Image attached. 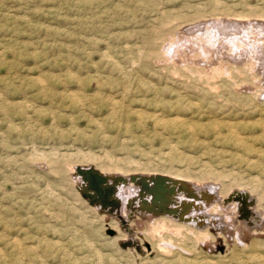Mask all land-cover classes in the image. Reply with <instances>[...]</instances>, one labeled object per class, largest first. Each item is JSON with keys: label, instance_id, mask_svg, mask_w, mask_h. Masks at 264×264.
Here are the masks:
<instances>
[{"label": "rangeland", "instance_id": "374dc122", "mask_svg": "<svg viewBox=\"0 0 264 264\" xmlns=\"http://www.w3.org/2000/svg\"><path fill=\"white\" fill-rule=\"evenodd\" d=\"M256 22L264 0H0V264H177L178 251L145 247L158 242L148 214L125 220L77 194L75 167L116 158L126 174L210 169L205 183L227 190L218 175L238 174L257 233L221 230L225 243L181 258L264 264V69L186 30ZM134 238L142 253L118 246Z\"/></svg>", "mask_w": 264, "mask_h": 264}, {"label": "bare ground", "instance_id": "6f19581e", "mask_svg": "<svg viewBox=\"0 0 264 264\" xmlns=\"http://www.w3.org/2000/svg\"><path fill=\"white\" fill-rule=\"evenodd\" d=\"M239 17H243V16H239ZM233 22H235V21H233ZM236 22H238V21H236ZM219 25L220 26H218L217 24L216 25L214 24V27L212 25V27H205V28H199V29H195L196 27H194V29H195L194 31L192 30V26L187 28L186 30L190 32V37L192 36L195 40V41H193V39H190L187 42V44H189V42L193 41L194 43L196 42L197 44L200 43V44L210 46L216 42H220V40H222V41L227 40V44H230V45H232V47H234V50L229 51L230 55L233 56V58H240L241 56H243L241 51L245 50L246 52L249 53L248 55H250V59H252V58L257 59L260 62L258 64H262L263 69H264V58H263L264 57V24L262 25V24L256 22L255 27L254 26H248V27L247 26L246 27L240 26L239 23L238 24H236V23L232 24L231 23V24L224 25V26L223 25L221 26V24H219ZM241 33H243L242 34L243 36L240 35ZM250 35H254L257 38L253 37L250 40L249 39ZM245 40H247L248 42L246 43ZM177 42L176 41L173 43L170 42L169 47H171V46L176 47ZM241 44H245L244 45L245 47H242ZM246 44H248L250 49L246 48L247 47ZM190 45L192 46L193 44H190ZM219 45L220 44H218L217 46H219ZM180 46H182V43ZM217 46H216V48H217ZM185 47H187V46L185 45ZM204 47L206 48V46H204ZM210 47H212V46H210ZM200 48H202V46ZM228 48H230V47H228ZM180 49H182V48H180ZM208 49H209V47H208ZM206 50L207 49H205V51ZM207 51H209V50H207ZM170 52H169V54H170ZM245 53H244V55H245ZM258 54L260 55L259 58L257 57ZM223 64H225V62ZM225 68H227V67H225ZM220 69H221V67H220ZM210 70H212V69H210ZM221 71L223 73V70H221ZM263 72H264V70H263ZM216 95H218V94H216ZM170 148H172V147H170ZM245 150L249 151L250 149H249V147H246ZM82 159H84V158H82ZM119 161H120V159H119ZM119 161L116 158V160H112L111 163H113V164H109V166H107L108 168L111 167L110 169L112 171L111 170L105 171L104 167L98 170L96 168V166H95V168H92V169L97 171L100 175L104 176L106 178V182L113 187L111 199L114 201V203H113L111 208H118L119 210H122L121 211L122 217H124L125 220H126V218L129 217L130 212L135 211L138 213L140 212V213L148 214V218H146V219H147V223L149 226L150 234H152V236L157 238V240H158V242L155 244L151 243L150 241H147L150 244L149 246H151L148 249H150L151 251L153 250V248H156L158 251L165 250L166 248L174 249L175 252L176 251L179 252L177 255L178 260H175V262L177 264H189L187 259L181 258V255H184L186 253H191L193 251L196 255H200V253H201L200 251H202L201 245H202V247L205 246V243L207 241H210L214 248L216 247V245H219L221 242L225 243V241H223V240L220 241L219 239L216 238V236L218 237L221 235L220 234L221 230H225L226 234H229L228 228H231V227L235 228V227L240 226L244 231H247V232L250 231V232H252V234L257 233L256 229L259 228V226L257 227L256 225L259 223V221L257 222L254 214L258 213V210H261V209L260 208L258 209V207L255 208L256 207V205H255V207L252 208V210L254 211L253 213L248 211V208L253 206V197L251 195L252 192L248 191L250 193V195H247L246 194L247 192H245L244 189L241 190V187H242L241 182H240L241 178L238 176V174L228 172V173H224V175H218V177H229L230 179H232L231 183L234 187H231V190H227L226 184H221L220 187L216 188L214 185L205 183L207 176L210 175V179H214V176H216L217 174H220L217 172L214 173L210 169H206L205 172H203L204 174H202L201 180L193 179L191 176H189L187 174L186 169L182 170V171L181 170H166V171H163L166 173L165 175L162 173H158V174L152 173V175H145V174H138V172L136 173V171H135V173L126 174V172H130L131 170L129 171L126 168L119 166L120 165V164L118 165ZM246 161H248V160H246ZM250 163L251 162H249L248 164L250 165ZM89 166L91 167V164ZM77 167L89 168L88 166L80 165V164ZM100 167H102V166H100ZM70 168L71 167H69V169ZM75 168L73 169L72 172L75 175L74 177H75L76 187H78V189H77L78 193L77 194L80 196V192L84 188V183H82L81 178L78 175H76ZM149 168H151V167H149ZM138 170H141V168ZM146 170H147V168L144 169V171H146ZM151 171H155V169H151ZM119 174H121V175H119ZM155 175L167 177L170 180L174 181V183L172 185H174L173 189L175 192L169 198L170 202H169V204H167L168 208L166 210V213H162V214H154L150 211H147L144 209V207L140 203L141 199H146L147 201L150 200V194L146 195L147 189H148L150 184L145 180L144 181H136V180L133 181L130 179V177H136V176L137 177L142 176V177L149 178L150 176H155ZM180 178L182 180H180ZM214 181H215V179H214ZM256 182H258L257 178L256 179L253 178L249 181V184H251L253 186V185H255ZM252 186H250V187H252ZM255 186H257V184ZM246 187L247 186L242 187V188H246ZM259 187H260V185L258 186V188ZM253 190H251V191H253ZM254 192H255V190H254ZM262 196H259V197L261 198ZM259 197H257V198H259ZM238 198H240V200L244 199L243 210L246 211V214H244V216H242L241 218H240V208L242 207V204L238 200ZM261 200L262 199H260L259 201L262 202ZM92 206H93L92 209L99 212V210H100L99 204H95ZM227 207L231 208L232 216L229 214H226L225 211H226ZM111 208L108 207L106 209H111ZM118 209L116 210V212L119 211ZM112 211L114 212V210H112ZM151 221L153 224L151 223ZM234 228L232 231H234V233L237 234L239 239L234 240V238H233V241L235 243H237V242L240 243V242H242V240L239 237L240 234L237 231L235 232ZM162 231H165V234L163 235V233H162L163 236H160L161 235L160 233ZM170 232L173 234L175 239L179 238L184 243H172L171 239L173 238V236L170 235L171 234ZM222 233H224V232H222ZM221 236H223V235H221ZM233 237H234V235H233ZM191 239L193 241H191ZM123 240H125V238ZM136 240L137 239H135V241ZM185 240L186 241L190 240L191 243L187 244V242H185ZM126 241H127V239H126ZM144 241H146V240H142V242H144ZM148 243H146V244H148ZM144 244H145V242H144ZM145 247H146V245H145ZM143 249H144V246H143V248H141V250H143ZM93 250H95V249H93ZM94 254H95V252H94ZM196 261H197V258H195V262ZM96 263H98V262H96ZM190 264H191V262H190ZM196 264H216V263H214L212 261L209 262L207 260L205 262L197 261Z\"/></svg>", "mask_w": 264, "mask_h": 264}, {"label": "water", "instance_id": "95a60500", "mask_svg": "<svg viewBox=\"0 0 264 264\" xmlns=\"http://www.w3.org/2000/svg\"><path fill=\"white\" fill-rule=\"evenodd\" d=\"M76 175L81 178L84 183V188L80 192V196L86 199L89 205L99 204L101 212L106 208H111L114 201L111 199L113 187L106 182V178L100 175L97 171L89 168H75ZM131 180L136 181H147L150 185L147 189L146 195L150 194V200L141 199L140 203L145 210L150 211L154 214L166 213L168 208L167 204L170 202V197L174 194V181L167 177L160 175L147 177H130ZM238 200L241 202L242 207L240 208V218L246 214L243 210L244 199ZM243 210V211H242ZM121 221V220H120ZM126 230H128L126 228ZM109 235H112V231H108ZM121 249L134 248L137 253H141V248L136 241L127 240L118 243ZM148 249V246H146Z\"/></svg>", "mask_w": 264, "mask_h": 264}]
</instances>
